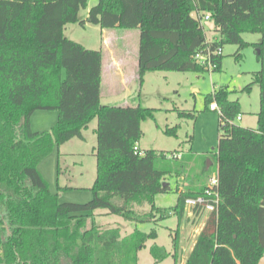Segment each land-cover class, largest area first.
<instances>
[{
    "label": "trees",
    "instance_id": "1",
    "mask_svg": "<svg viewBox=\"0 0 264 264\" xmlns=\"http://www.w3.org/2000/svg\"><path fill=\"white\" fill-rule=\"evenodd\" d=\"M87 5L88 0H0V264H138L147 240L158 237L157 228H135L122 236L120 226L98 224L95 212L156 224L176 215L180 225L188 218L187 200L205 193L214 167L219 204L206 216L186 264H259L264 257V0H98L81 19ZM206 14L217 39L207 38ZM87 21L103 29H139L141 84L148 71H209L195 58L207 43L237 44L238 57L254 44L261 68L246 89L260 85L257 126L238 124L240 101L223 86L205 97L206 108L216 102L220 114L213 158L141 150L142 122L155 118L157 109L102 103V49L88 48L64 32L67 24ZM245 32L260 33L261 39L250 43ZM222 59L223 54L217 57L214 71L222 69ZM37 110L58 112L51 129L32 128ZM179 115L195 117L184 110ZM93 120L92 197L64 201L39 164L67 141L85 139ZM165 132L177 135V126ZM175 153L181 157L170 156ZM169 175L184 177L186 188L177 187L174 206H158L156 196L170 190V183L163 184ZM144 205L148 212L140 210ZM199 208L195 216L202 215ZM172 245L170 253L154 243L152 264L170 255L180 264L178 232Z\"/></svg>",
    "mask_w": 264,
    "mask_h": 264
},
{
    "label": "rangeland",
    "instance_id": "2",
    "mask_svg": "<svg viewBox=\"0 0 264 264\" xmlns=\"http://www.w3.org/2000/svg\"><path fill=\"white\" fill-rule=\"evenodd\" d=\"M97 1L88 0L87 7L80 10L81 19L87 18L89 9ZM202 22L208 40L217 39L219 33L215 31L213 23L205 18ZM64 32L66 36L71 37L73 40L94 49L104 47L103 38L110 35V32L103 31V28L91 22L85 25L71 23L67 25ZM118 33L119 37H116L117 34L113 33L114 38L108 41L110 45H113L112 49L115 54L122 52V45L126 44L132 46V50L137 54L139 29L120 28ZM243 38L250 43H255L261 39V34L245 32ZM237 51V44H225L223 46L222 69L220 71H148L142 84L139 78L133 79L126 85L119 83V80L118 90L113 93H110L111 91H109L104 77L101 100L105 104H129L134 102L157 109L155 118H148L142 122V137L139 142L141 150L156 149L157 151L166 152L179 150L186 152V154L190 152L196 155L199 154L201 159L202 157L209 159L208 157H211L219 142L220 114L218 111L206 108L205 97L213 93L215 88L228 87L232 91L230 94L231 99L240 101L243 119H237L239 125L257 126V112L260 110L261 104L260 85L254 83L250 90H247L246 86L252 83L253 72L261 68L257 58L258 51L254 44H250L241 50L242 55L240 57L237 56ZM181 110L193 112L195 117H181L179 115ZM56 112V110H38L32 118V128L36 131L51 129L56 121L54 119ZM211 119L214 122L212 125ZM96 125L97 120L90 123L89 128L84 131L86 134L85 139L73 138V140L64 143L61 147L62 151L59 159L57 152H53V154L48 155L44 164L39 165V170L48 181L51 190H56L59 184L74 187L64 193L62 198L64 201L86 202L92 197L90 187L97 176V159L95 153H93L97 144V137L93 132ZM175 126H177V135H170L165 132L167 127ZM57 162L60 168H58ZM214 170L215 167L212 168V171ZM166 182L170 183V190L156 196L158 206H174L178 199V193L175 190L179 187L183 191L187 184L184 177L181 178V176L176 175L167 176ZM149 209L150 206L144 205L140 210L148 212ZM208 214V211H204L199 216H188V218H184L180 225L176 215H172L158 222V224L152 222L136 223L126 220L120 215L108 214L107 212L105 216L96 214L95 220L103 227L120 226L122 236L135 228L146 232H150L152 228H157L158 237L147 240L145 246L139 252V264H152L153 257L149 252L150 245L156 241L171 249L172 238L176 232L179 233L182 241L184 236H187L184 241L188 245L184 246L181 253L182 257L186 255L190 250L192 240L195 239L194 235L198 237L200 233L197 228L201 227ZM175 229L177 230L174 232ZM171 230H173L172 235ZM161 264H173L172 256ZM259 264H264V258L260 260Z\"/></svg>",
    "mask_w": 264,
    "mask_h": 264
},
{
    "label": "crops",
    "instance_id": "3",
    "mask_svg": "<svg viewBox=\"0 0 264 264\" xmlns=\"http://www.w3.org/2000/svg\"><path fill=\"white\" fill-rule=\"evenodd\" d=\"M88 17V16H87ZM87 19V18H85ZM87 23H90L89 21L86 22ZM71 24V23H70ZM69 25V24H67ZM66 25V27H67ZM65 27V29H66ZM105 30V32H110V35H107L105 36L103 39V46H101L102 48H99V49H102L103 51V71H102V80L104 79L105 77V82L108 84V87H109V91H111L110 93H113V92H117V86L118 84L121 82L122 84H128L129 82L133 81V79L135 78H139V73H138V70H139V65H138V53H139V46H138V53L135 54V51L132 50V46H130L129 44H126V45H122V52H118L115 54L114 50L112 49V46L113 45H110L109 44V40H111L112 38H114V35L113 33H116L117 36L116 37H119V33H118V30H120V28H113V29H103V31ZM114 30V31H112ZM140 35V34H139ZM69 37V36H67ZM71 38V37H69ZM72 39V38H71ZM83 44V43H82ZM86 46V45H85ZM87 47V46H86ZM94 49V48H92ZM125 55V56H124ZM120 80V81H119ZM119 81V83H118ZM101 99H102V90H101ZM102 101V100H101ZM103 103V102H102ZM134 103V102H132ZM132 103H129V104H132ZM105 104V103H104ZM134 104H137V103H134ZM122 105H128V104H122ZM214 111V110H213ZM38 112V110L36 111ZM36 112H34V114L32 115V118L33 116L36 114ZM58 118V114L56 112V117L54 119L57 120ZM243 119V118H241ZM55 121V120H54ZM32 122V120H31ZM56 122V121H55ZM213 119H211V125L213 124ZM33 124V123H32ZM97 125L93 128V132L95 133L96 135V132H95V129H96ZM246 127H253V126H246ZM87 130V129H86ZM85 131V130H84ZM84 136L86 138V134L84 132ZM97 137V135H96ZM73 140V139H72ZM71 141V140H70ZM69 142V141H68ZM64 144H62L59 148H56L53 152H57V157L58 159L60 158V153H61V147L63 146ZM138 146L140 147V144L138 142ZM52 152V154H53ZM93 153H95V148L93 150ZM51 155V154H50ZM48 157V156H47ZM47 157L42 161L40 162L41 164L39 165H42L44 164V162L46 161ZM97 159V158H96ZM210 161V160H209ZM57 165H58V168H60V165L58 164L57 162ZM210 165H212V162L210 161ZM208 165V166H210ZM59 177V176H58ZM183 178V177H181ZM74 187L72 186H62L61 184H59L56 188V190H54L55 192H58L60 194V197L61 199L64 197V193L73 189ZM78 188V187H77ZM80 188V187H79ZM80 190V189H78ZM96 214H102V216H105L106 214V211L105 210H100V212H98V210L95 212ZM188 216H191L190 214H188ZM206 218V217H205ZM204 221V220H203ZM203 227V223L201 225L200 228H197V231H201ZM133 231V230H132ZM131 231V232H132ZM130 233V232H129ZM187 237V236H186ZM184 236L183 238V241L181 240L180 238V247H179V262L180 264H186V261L189 257V254L191 253V251L193 250L194 248V245H195V242H196V239H197V236L194 235V240H192V245L190 247V250L188 251V253L186 255H181L183 249H184V246L185 245H188L186 243L185 238ZM154 243H157L161 246H164L170 253H173V245L171 247V249L167 248L165 245L163 244H160L158 242H153L150 247H149V252L151 254V246L154 244ZM0 254H2V250L0 251ZM152 255V254H151ZM172 256V255H170ZM168 256V257H170ZM153 257V255H152ZM167 257V258H168ZM166 258V259H167ZM173 258V257H172ZM264 258V257H263ZM165 259V260H166ZM139 261H140V255H139ZM164 261V260H163ZM162 261V262H163ZM153 262H154V257H153ZM152 262V263H153ZM162 262H160L159 264H161ZM139 264V263H138ZM173 264H174V259H173Z\"/></svg>",
    "mask_w": 264,
    "mask_h": 264
},
{
    "label": "built area",
    "instance_id": "4",
    "mask_svg": "<svg viewBox=\"0 0 264 264\" xmlns=\"http://www.w3.org/2000/svg\"><path fill=\"white\" fill-rule=\"evenodd\" d=\"M206 20L210 19V15L206 14L204 17ZM223 54V47H213L210 43L207 46L198 50L195 54L196 60L203 66L212 70L217 66L216 59L219 55ZM210 109L219 112V108L216 102L210 104ZM242 116H238L240 120ZM141 152V151H140ZM171 157H181V153H175L170 155ZM219 176L218 170H214L208 177L205 193L197 198H189L187 200L188 214L195 216V210L197 206H200L201 212L208 211L209 213L215 211L219 204Z\"/></svg>",
    "mask_w": 264,
    "mask_h": 264
},
{
    "label": "water",
    "instance_id": "5",
    "mask_svg": "<svg viewBox=\"0 0 264 264\" xmlns=\"http://www.w3.org/2000/svg\"><path fill=\"white\" fill-rule=\"evenodd\" d=\"M258 52H259V49H258ZM208 165H210V161H209V164H208ZM163 184H164V185H167L168 182L165 181Z\"/></svg>",
    "mask_w": 264,
    "mask_h": 264
}]
</instances>
